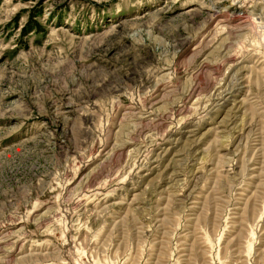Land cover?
I'll use <instances>...</instances> for the list:
<instances>
[{
	"label": "rangeland",
	"instance_id": "rangeland-1",
	"mask_svg": "<svg viewBox=\"0 0 264 264\" xmlns=\"http://www.w3.org/2000/svg\"><path fill=\"white\" fill-rule=\"evenodd\" d=\"M0 264H264V0H0Z\"/></svg>",
	"mask_w": 264,
	"mask_h": 264
}]
</instances>
